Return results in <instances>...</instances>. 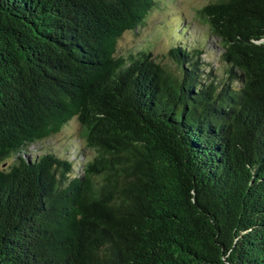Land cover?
I'll return each mask as SVG.
<instances>
[{
    "label": "trees",
    "instance_id": "obj_1",
    "mask_svg": "<svg viewBox=\"0 0 264 264\" xmlns=\"http://www.w3.org/2000/svg\"><path fill=\"white\" fill-rule=\"evenodd\" d=\"M154 4L0 0V264H264V0L196 11L221 73L117 53Z\"/></svg>",
    "mask_w": 264,
    "mask_h": 264
},
{
    "label": "rangeland",
    "instance_id": "obj_2",
    "mask_svg": "<svg viewBox=\"0 0 264 264\" xmlns=\"http://www.w3.org/2000/svg\"><path fill=\"white\" fill-rule=\"evenodd\" d=\"M155 4L146 16L143 25L134 31H126L117 42V53L124 55L129 51L147 49L155 59L167 63L165 59L168 48L179 39L176 34L182 30L185 39L191 44L203 45L208 53L202 60L210 63L214 73H221L218 60V48L215 40L208 34V29L196 18V11L211 0H154ZM184 36V35H183ZM210 49V50H209ZM213 49V50H211ZM169 63V62H168ZM79 124L76 119L66 123L57 134L35 143L29 149L34 153L53 152L73 158L84 153L78 140ZM79 143V145L77 144ZM8 164V163H7Z\"/></svg>",
    "mask_w": 264,
    "mask_h": 264
}]
</instances>
